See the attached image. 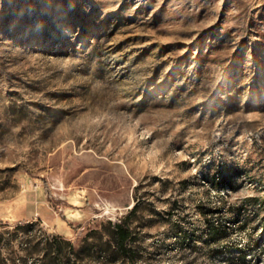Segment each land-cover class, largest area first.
Here are the masks:
<instances>
[{
    "label": "rangeland",
    "instance_id": "obj_1",
    "mask_svg": "<svg viewBox=\"0 0 264 264\" xmlns=\"http://www.w3.org/2000/svg\"><path fill=\"white\" fill-rule=\"evenodd\" d=\"M0 264H264V0H0Z\"/></svg>",
    "mask_w": 264,
    "mask_h": 264
},
{
    "label": "trees",
    "instance_id": "obj_2",
    "mask_svg": "<svg viewBox=\"0 0 264 264\" xmlns=\"http://www.w3.org/2000/svg\"><path fill=\"white\" fill-rule=\"evenodd\" d=\"M137 205L134 206L133 210L136 209ZM117 245L122 253H124L131 262L136 263V251L131 246L130 240L133 238V231L128 224L126 218L115 224ZM46 244L50 253L57 254L62 258L61 253H72L74 252V246L71 240L65 239L58 235H52L46 238Z\"/></svg>",
    "mask_w": 264,
    "mask_h": 264
}]
</instances>
